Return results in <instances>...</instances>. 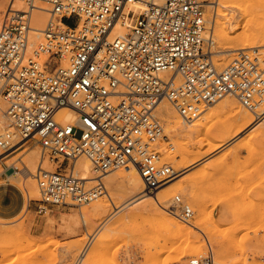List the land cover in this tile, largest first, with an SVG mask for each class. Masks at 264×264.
Masks as SVG:
<instances>
[{"label": "built area", "instance_id": "2783aa9c", "mask_svg": "<svg viewBox=\"0 0 264 264\" xmlns=\"http://www.w3.org/2000/svg\"><path fill=\"white\" fill-rule=\"evenodd\" d=\"M17 1L23 7L9 6L0 26L7 120L0 151L33 144L58 164L54 171L37 169L38 214L90 205L106 195L104 178L115 170L136 169L145 193L171 182L179 172L157 147L164 137L155 113L162 100L184 121L228 96L257 119L264 115V49L236 51L217 67L203 37L212 0ZM38 2L49 6L50 19L31 45ZM66 111L74 112L72 120H60ZM80 157L89 161L92 178L75 173ZM173 201L169 211L188 221L192 208L181 195ZM207 247L206 256L189 264H213Z\"/></svg>", "mask_w": 264, "mask_h": 264}, {"label": "rangeland", "instance_id": "374dc122", "mask_svg": "<svg viewBox=\"0 0 264 264\" xmlns=\"http://www.w3.org/2000/svg\"><path fill=\"white\" fill-rule=\"evenodd\" d=\"M10 1L0 0V26ZM231 4L229 7L237 11L223 19L230 22L226 29L227 37L236 35L239 29L254 28L256 22L264 23V0H234ZM206 9V19H211L214 8L207 5ZM217 31L215 29L212 51L215 52L220 45L236 48V51L251 50L240 49L244 45L236 41L228 42L221 38L219 41ZM252 46L262 51L264 38L259 37ZM234 53H212L213 61L217 67H223ZM224 100L202 106L199 117L192 121L201 122L196 127L184 123L176 111L181 125L197 128L200 132L189 136L167 134L170 140L166 144L163 142L166 135L164 129V137L157 144L164 162L169 151L182 148L186 143L200 153L208 147L205 142L209 138L219 139L209 132V124L227 117L228 112L222 110ZM238 102L235 105L242 108ZM155 113L163 124L158 112ZM252 118L254 122L226 145L208 155L199 156L200 161L187 172L183 188L171 192V202L164 205L166 210L154 204L145 208L139 203L120 206V198L116 194L119 191L110 189L107 178L109 175L122 178L126 172L120 169L104 178L116 207L108 202L96 213L98 202L102 199L107 201L104 196L90 205L78 208L53 206L46 214H38L40 194L33 198L27 196L26 181H30L31 176L26 169L18 171L14 168V165L21 168L20 158L29 152L33 144L7 155L1 153L0 264H76L83 252L86 255L80 264H189L191 259L207 255V243L212 250L213 264H264V127L258 125L261 119L255 121L254 115ZM203 120L205 122L202 123ZM37 149L41 154L40 147ZM44 159L49 168H57L58 164L48 156ZM183 166L181 164L176 169ZM14 172H20L21 184L8 178ZM33 179L37 182L36 177ZM175 195H181L183 204L194 211L187 222L180 219L186 224L189 234L178 239L170 230L173 215L167 213L172 209L170 205L174 203ZM189 223L198 224V228ZM92 236L95 242L89 243Z\"/></svg>", "mask_w": 264, "mask_h": 264}, {"label": "bare ground", "instance_id": "6f19581e", "mask_svg": "<svg viewBox=\"0 0 264 264\" xmlns=\"http://www.w3.org/2000/svg\"><path fill=\"white\" fill-rule=\"evenodd\" d=\"M232 1L234 0H212L209 2L208 7L214 8V13L211 14V17H210L211 19L209 18L206 19V25H205L206 29L203 33V37L204 39H206V41H208V43L210 44L212 43L211 45V48H212L215 42L214 32H215V29H217L218 30L217 36L219 37V41H220V38L228 42L236 41L244 45L240 49H248V48L252 49V47H254L252 45H254L257 42L259 37L264 38V23L256 22L257 24H255L254 28L247 27L244 30L242 29V31H240L241 29H239L236 35H233L232 37H227L226 29H227V26H230L229 25L230 22L226 20L224 21L223 19H227L229 14L231 13L233 14L234 12L236 13L237 9L231 7L233 5L231 4ZM9 3H10L9 5L13 9L19 10L21 8V2L17 0H11ZM230 4L231 6L229 7ZM227 8H230V9H228L227 11L226 10ZM48 10H49V6L43 2H38L37 7L32 10V16H31V22H30V27L32 28V31H33V32H30V37H31L30 44L31 45L34 43V37L39 34L40 30L44 29L45 25L50 19ZM231 22H233V20ZM235 25H237V23ZM231 26L233 25L231 24ZM228 30L229 32L231 31V29H228ZM235 51H236V48L235 49L227 48V47H224L223 45H220L219 49L215 50V52L217 53H226L228 55L233 54ZM211 52L215 53L212 50ZM236 101L237 100H235L234 98H231L230 96L225 97V100H224L225 104L223 105L222 110L228 112L227 117L225 119H218L217 121H215V122H218V124H216L215 122L209 124V132H213L216 137H219V139L209 138L207 141L205 140L206 142L202 140L203 142H205V144L208 147L207 148L204 147L205 149L201 150L200 153L195 152L193 150V147L189 145L190 143L189 144L186 143L182 148L171 150L166 154L165 162L169 163L174 169H176V167L180 166L181 164H184V166L182 169H176L179 173L171 182H169L164 187L158 189L157 191H154L152 194L144 192V185H143L142 179L136 169H130L126 171L123 170L124 172H126V174H124L122 178L117 177V176H110V175L107 176L108 175L107 174L106 176L109 180L110 189L112 191L113 190L119 191L116 194H118V197L120 198V202H121L120 206L122 204L123 205L125 204L124 207L125 206L127 207V206H130L132 203H136V204L139 203V206H141L142 208H145V207L150 206L151 204H154L157 207L160 206L163 209H165L164 205H167L168 203L171 202L169 200V196L171 192H173L174 190H180L181 188H183L182 183L184 180L187 179V172L193 165H195L196 163L200 161L198 160L200 155L202 154L206 155L209 152L220 149V147H222L223 145H226L228 141H230V139L242 133L244 129L249 127L254 122L252 118V115L254 114L253 113L251 114L247 109H245L238 102L242 107V108H239V106L235 105ZM3 104L4 103L0 102V131L4 130L7 126V120L4 114L5 107ZM156 112H158V116L163 120V124H164L163 128L165 129V134H166L163 142H165L166 144H169V140H170L167 134L169 135L170 133H172V134H178L180 136H189L193 132H200V130L197 128H191V126L188 128L186 126L181 125L179 117L176 114V109L173 106H171L170 102L162 100L156 107ZM74 116L75 114L73 111H66L63 114V116L60 118V120L70 121L74 118ZM254 117H255V121H258L261 119L259 118L257 120V117L255 115ZM214 120L215 119H213V121ZM192 121H184V123L192 124V126L194 127L201 125L200 124L201 122L193 123ZM211 121L209 120V122ZM203 122H205V120H203L202 123ZM258 125H263L264 127V117L261 119ZM197 143H200V142H197ZM37 147H38L37 145L30 146V150H28L29 152H27L23 158H20L19 162L22 165L21 168H18L13 163L14 168L18 169V171L19 170L22 171V169H26L28 176L29 175L31 176V180L29 178L30 181H26L27 182L26 189H28L27 190L28 198L38 197L40 194L38 183L33 179V177H35L36 175L37 169L41 166V169H43L46 172L54 171V169L49 168V166L45 164V161H46L44 159L45 156L43 157L41 154H39ZM1 153L2 152L0 151V154ZM68 169H72V166L69 165L67 167V170ZM74 171L77 175L81 176L83 179H89L93 177V172L91 170L90 163L84 157H80L75 161ZM19 173L20 172H14L13 174L9 175L8 178H11L12 180L19 183L22 180ZM23 184L25 186V183ZM18 187H21V185ZM104 196L107 198V201L105 199H102V197ZM191 196L192 195L190 194V197ZM102 197L96 200L98 202L100 199H102L100 202H98V205L95 210L96 213H98L99 210H101L103 206L108 202L111 203L114 207H116L115 202L113 201V197L112 195L109 194L108 191L106 195H103ZM174 205H175L174 203H171L170 206H174ZM167 213L170 215H173L171 219L170 230L176 236L177 239L182 238L185 235L189 234L186 224L181 222L182 219L180 220V218L171 211H167ZM176 217H178L179 219ZM189 224L194 228H198V224H192V223H189ZM94 239H95L94 236L90 237L89 243L91 241L95 242ZM85 255H86V252L81 255L79 259L80 263L84 261Z\"/></svg>", "mask_w": 264, "mask_h": 264}]
</instances>
